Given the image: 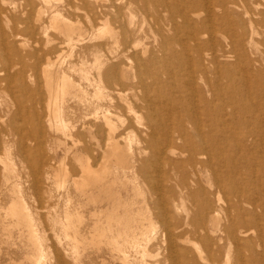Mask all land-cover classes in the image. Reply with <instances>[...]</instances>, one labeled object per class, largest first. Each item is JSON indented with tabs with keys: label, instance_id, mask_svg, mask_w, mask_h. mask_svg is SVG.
<instances>
[{
	"label": "bare ground",
	"instance_id": "bare-ground-1",
	"mask_svg": "<svg viewBox=\"0 0 264 264\" xmlns=\"http://www.w3.org/2000/svg\"><path fill=\"white\" fill-rule=\"evenodd\" d=\"M22 1L31 3L37 10L34 19L36 25H29L23 31L37 32L44 42L43 47L19 49L17 42L22 33L18 27L12 26L9 31L2 27L3 20L17 21V9ZM101 1L104 2L87 0L85 3L84 6L88 5L92 10V16L90 14L87 22L89 31L85 32L80 21H74L66 15V6L62 0H0V88L4 85L3 88L12 95L19 107L12 111L11 102L1 96L0 150L4 148L1 152L4 158L0 156V162L6 176L5 183L13 198L4 209L5 215L0 218L9 216L8 221L3 218L1 222L8 238L13 236L14 228L22 235L21 226L25 227L27 240H20V243L30 248L25 259L17 260L10 256L3 261L0 256V264H51L53 260L54 264H65L66 257L79 261L82 250L88 244L100 248V244L105 242L107 247L115 249L112 250V256L119 259L121 264H150L145 256L151 255L148 244L157 225H154L147 205L144 213L138 211L134 214L129 210V204H118L122 198L119 187L127 189L128 182L135 181L138 174L133 167L135 160L131 156L130 144H121L114 136V125L108 113L99 116L109 129L104 145L97 144L101 148L99 158L77 148L79 140L73 137L80 136V131L68 134L73 139V145H66L65 153L73 149L79 174L70 172L63 161L59 162L60 168L51 162L46 163V166L42 162L43 141L47 136L45 120L50 126L54 125L52 120H55L64 130L69 124L65 114L71 111L74 114L72 119L75 118L73 127H76L75 122H81L79 127L85 129L87 135L97 137V130L94 129L96 125L91 123L93 121H86L88 118L98 119L95 112L103 104L96 101L110 95L106 82H115L125 87L127 85L124 80L136 70L140 75L154 78L153 82H147L143 76L141 80L144 92L142 107L149 119V123L142 128V174L151 181L149 164L159 163L157 171L160 179L155 184L154 201L159 212L156 214L165 226L171 224V221L176 228L181 227L182 222L190 226L184 227L176 235V240L168 242L169 252L165 260L170 255H178L183 258L182 264H264V229L260 223L264 218V157L257 155L264 144V41L257 42L254 38L257 30L253 26L252 14H248L246 9L248 16L244 19L242 14L237 13L236 0H183L180 3L178 0ZM253 2L264 7L262 1ZM136 10H139L140 18ZM111 11L116 14L110 18L113 21L110 26V19L106 15ZM200 11L206 12V16L200 20L194 19L193 15ZM260 14L264 16V8L260 9ZM147 16H151L156 25L161 43L175 41L182 49L176 51L168 46L171 53L165 60H159L153 55L148 60L141 57L145 49H139V46L142 45L143 24ZM95 19H104L102 31L109 34L97 42L94 41L96 25L92 22ZM216 24L220 28L219 35L215 30ZM49 26L58 33H50ZM164 30H172L176 34L165 33ZM87 37L93 42L91 47L103 51L96 55L97 63L90 68L84 66V60L80 63L68 59L83 52L77 47ZM21 43V47L27 45ZM190 45L194 51L191 59L187 58ZM86 47L90 48V45ZM27 56L35 58L28 67L22 65ZM131 59L135 60V65ZM174 59H178L179 63H174ZM16 63L21 65L16 67ZM174 64L179 65L175 68ZM95 67L99 74L91 77L89 70ZM102 70L106 81L100 75ZM72 72L81 73V77L89 81L93 90L89 91L77 83ZM209 72L219 77L209 79ZM39 73L45 79L48 90L46 98L42 97L41 86L36 81ZM163 74L172 78L173 82L175 77L183 76V82L177 83V86L186 90V95L180 96L179 102L189 100L191 106L163 103L162 99H155L149 94L151 90L159 92V89H162L161 93L167 92L175 86L172 81L164 79ZM236 74L239 76L236 77ZM222 78L231 79L233 84L241 80L246 85L250 84L249 88H253L251 85L256 86L258 99L256 95L252 97L250 94V98H246L245 92L234 90V99L230 97L229 102L224 103L220 98L224 90L221 92L219 88ZM12 83H15L14 87ZM16 92H20L21 96L32 97L34 107L40 103L44 106L41 109L46 108V114L42 115L34 107L31 112L24 111V99ZM210 93L217 99L216 102L208 98ZM79 106L83 110L78 116L73 107ZM90 109H94L93 116H88L87 110ZM170 111L174 113L171 125L165 116ZM4 115L7 117L4 118ZM31 121L32 127L29 128L25 124ZM28 137L34 142L32 150L37 156L31 158L28 155L30 146L24 143L19 147V156L21 162L29 163V174L34 176L35 186L39 185L44 173L47 179L53 178L59 186L72 180L82 198L92 195L90 199L95 206L91 212L93 223L88 237L82 235L84 215L79 209L80 205L75 209H68L67 206L64 210L66 219L59 218L53 222L50 227L54 232L52 236L56 237V242L64 250H56L54 255L47 252L49 246L46 243L48 236L45 223L35 219L29 205L21 203L23 177L19 171L11 168L18 155L16 158L13 151L6 149L16 138L23 142ZM59 143L63 144L62 141ZM50 145L52 148L55 144ZM148 151L150 158H146ZM120 168H128L131 172L121 173ZM161 169L165 171L163 174ZM187 190L190 207L184 200ZM65 197L70 203L72 196L68 194ZM103 200H107V207H96V202L101 203ZM19 208H22L23 214L18 211ZM181 209L184 212L178 218L176 215H180ZM58 229L61 232H57ZM71 229L74 235H71ZM159 231H156L157 234ZM185 234L199 237L203 247ZM154 237L156 239L157 235ZM177 238L181 239V243H178ZM163 240L166 241L165 238ZM77 241L82 242L81 249L75 243ZM187 242H191L194 247H189ZM137 253L141 256L133 257L132 254Z\"/></svg>",
	"mask_w": 264,
	"mask_h": 264
},
{
	"label": "rangeland",
	"instance_id": "rangeland-1",
	"mask_svg": "<svg viewBox=\"0 0 264 264\" xmlns=\"http://www.w3.org/2000/svg\"><path fill=\"white\" fill-rule=\"evenodd\" d=\"M64 1V4L66 6L65 13L68 17H70L74 21H80L83 26V31L88 32L89 31V25H88V19L91 14L92 16V10L88 7V5L85 7V3L87 0H62ZM183 0H178V2H182ZM257 1V0H254ZM259 2L264 0H258ZM97 2V1H96ZM104 1H101L99 3H102ZM237 4L235 5V9L237 13L242 14L244 19H247L245 10L247 9L249 11L248 14H252L253 17V26L257 32L254 33V38L255 40L258 41H264V16L260 14V9L262 10L264 7L262 5H256L253 0H236ZM148 4L152 5L151 1H148ZM36 7L32 6L31 3L22 1L20 4V7L17 9V21L14 22L13 20L10 19V21L5 22L3 20L2 27L6 30L9 31L12 29V26L18 27V30L22 33V35L19 37V41L17 42L18 48L19 49H27L30 50L33 47L40 48L43 47V40L41 36L35 32V33H30V31H23V29L29 25H36L34 24V19L36 16ZM136 13L138 14L140 18V12L139 10H136ZM114 12H109L106 16H108V19H110L112 16H114ZM206 16V12L200 11L197 15L194 14L193 17L194 19L200 20ZM46 14L44 15V18H46ZM106 18V17H105ZM107 19V18H106ZM104 21V19H103ZM102 20L100 19H95L92 20V22L96 25L94 28V36L95 39L94 41H98L101 39L106 38L109 34L107 32H103L102 29L104 25H102ZM108 22L113 25L112 19L108 20ZM103 24H105L103 22ZM249 24V23H248ZM102 26V27H101ZM36 27V26H35ZM101 27V28H100ZM143 32H142V45L139 46V49L144 48L145 53H141V57H143L145 60H148L151 55L156 57L159 60H165L167 56H170V50L169 47L175 48L176 51H180L182 49V46L179 45L177 42L172 41L168 43H161L160 42V35L158 34V30L156 25L153 24V20L151 19V16L146 17V21L143 24ZM216 32L219 35L220 34V28L216 24ZM49 32L50 33H58V31L49 26ZM165 33H172L176 34V32L172 30H164ZM152 33V34H151ZM181 35L182 33L179 32ZM183 36V34H182ZM27 37V38H26ZM24 38V39H23ZM21 39V40H20ZM21 42L26 43L27 45L25 46H20L23 45ZM54 42V41H52ZM51 42V43H52ZM37 44V46H36ZM93 42L87 37L86 39L83 40V43L79 47H77L78 50H83L81 54L78 56L77 55H72L68 59H73L75 61H80L82 60L85 61L84 66H87V68H90L93 64L97 63L95 62V57L96 55H100L103 53V51H99V49L96 47L94 48L91 45ZM86 45H90V48H87ZM45 46V45H44ZM169 46V47H168ZM261 48L263 47L262 44L259 45ZM25 47V48H24ZM34 49V48H33ZM194 56V51L192 49V45H190L188 53H187V58H192ZM126 58V57H125ZM34 57L27 56L23 59L22 65L28 67L31 65L35 60ZM174 63H179L178 59L172 60ZM132 64H136L134 59H131ZM21 64L16 63L15 66L19 67ZM179 64H174L173 67L177 68ZM185 67V65H183ZM157 70V68H154ZM90 71V76L91 77H97L99 74L98 70L96 69H91ZM92 71V72H91ZM73 77L77 80V83H81V85H84L85 87L88 88L89 91L93 90V87L89 85V81H87L85 78L81 77V73L78 74V72H72ZM101 77L106 81L105 77V72L102 70L100 72ZM134 76V78H133ZM142 76L147 80V82H153L154 78L151 76H146V75H140V72L137 70L132 73L128 79H125L124 82H126V85H118L115 84V82H106L107 90L110 95L103 99H99L98 102L96 103H101L103 106H99V110L96 109L97 112L96 115H98V119L93 120L88 118L86 123L95 124L94 126L95 131L97 130V137L91 138L89 135L85 133V129L80 128L79 126L82 125L81 122H75V126L73 127V121L75 120L72 119L74 114L69 111L66 113V119H69L67 121L68 127H63L58 126L55 120H52L54 125L50 126L47 122V120L44 121L45 125V130L47 131V136L45 137L43 141L44 145V157L43 161L45 163L51 162L53 166L60 168L59 162L63 161L65 162V166L67 169L72 172L79 174V168H78V163L73 149H70L69 152L65 153V147L73 145V139L71 136H69V133H75L76 131H80V136H75L73 137L74 139H77V148L82 149L87 155H94L99 158L101 148H98L97 144H100V146L104 145L106 141V136L108 135V126L103 123V120L99 118V116L102 115V113H108L109 118L111 119L114 129H113V134L116 136V138L119 140L121 144H126L129 143L131 150H132V158L135 160L133 167L137 169V174L138 177L135 181H129L127 185V189L125 188H120V201L118 204H129L128 208L131 210L132 213H137L140 211V213H144L146 210V205L149 208V214L151 216V219L154 222L155 227V233L154 236L157 235L156 239L154 236H152L151 240L149 241L148 244V250L151 255L145 256V259L148 261V263L152 264H182L183 258L181 256L176 257V255L172 256L170 255L167 259V254L169 252L168 248V242L171 240H176V235L180 233L184 227H190L187 225L185 222H182L181 227L176 228L175 223L171 221V224L169 225H164L161 220L158 218V215L156 213L159 212L158 206L155 204V198H156V189H155V184L159 182L158 180L160 179V173L157 171L158 167L160 166L159 163L154 162L149 164L148 172L150 173L151 181L148 180L144 174H142L141 166H142V128L146 124L149 123V119L146 114V110L144 107H142V97H143V90L141 87V80ZM164 79H168L169 81L173 82L172 78H168L167 75L163 74L162 75ZM236 77L239 76L238 74L235 75ZM218 74H214L212 72L208 73V78L213 79V78H218ZM184 78L183 76H177L174 79V84L175 86L172 87L171 90L167 92H162L159 89L158 91L151 90L149 92L150 95H153L155 99H162V102L165 103H170V104H176L180 103V105H184V107L191 106L190 101L186 100V102H179L180 96L184 97L186 95V90L178 87L177 83L183 82ZM36 81L37 83L40 84L41 86V94L43 98H46L47 95V87L45 85V79L43 77L42 73H39L36 76ZM109 83V84H108ZM114 83V84H113ZM13 87L15 86V83L11 84ZM249 85H246L244 82H241V80H237L234 84L231 79H225L222 78L220 79V90L221 92L224 90V93L220 95V98L224 103L229 102L230 97L234 99L235 91L238 92H245L246 94L245 97L247 98L248 95H252V97H257V87L254 85H251L253 88H249ZM110 86V88H109ZM233 86V87H232ZM4 87V85H3ZM0 88V98L1 96L3 99L5 98L8 101L11 102V108H13L12 111H16L19 107L16 104V101L13 99L12 95L5 89V88ZM111 88H113L111 90ZM139 89V90H138ZM138 90V91H137ZM130 91V92H129ZM125 92V94H124ZM133 92V93H132ZM17 93V92H16ZM212 93V92H211ZM208 94V98L213 99L215 102L217 99H214L213 94ZM17 95L21 96V93L18 92ZM128 95V96H127ZM207 95V94H206ZM239 96V95H238ZM237 96V97H238ZM24 99V105L22 106V109L24 111L31 112L34 107V102L33 98L30 97L29 95L21 96ZM250 98V97H248ZM255 99V100H256ZM171 105H169L170 107ZM44 106H41L40 103H37L34 107L35 110L41 112V114L45 115L47 110L46 108L41 109ZM110 107V108H109ZM75 108V114L80 115L82 112V108L79 107H73ZM107 108V109H106ZM53 109V108H52ZM109 110V111H108ZM166 110V109H165ZM94 109L87 110L88 116H93L92 113ZM139 111V112H138ZM52 112V110H50ZM71 112V113H70ZM91 112V113H90ZM115 113V114H114ZM135 113V114H134ZM53 114V112H52ZM112 114V115H111ZM139 114V115H138ZM141 114V115H140ZM119 115V116H118ZM136 116V117H135ZM166 119L168 120V123L171 125L174 122V113L172 111L166 113ZM4 118L7 117L6 115L3 116ZM119 117V118H118ZM124 117V119L122 118ZM141 117V119H140ZM52 118V117H51ZM78 118V117H77ZM136 118V120H135ZM53 119V118H52ZM81 119V118H80ZM2 120V119H1ZM126 120V121H125ZM141 123H140V121ZM125 121V123H124ZM20 124H23L22 121L19 122ZM140 123V124H139ZM139 124V125H138ZM25 125H27L29 128L32 127V121L27 122ZM68 128V130H67ZM51 129V130H50ZM61 129L63 132H61ZM63 133V134H62ZM128 133V134H127ZM66 135V136H64ZM65 137V138H64ZM134 137V138H133ZM54 138V139H53ZM89 138V139H88ZM53 139V142H52ZM55 140V141H54ZM90 140V141H89ZM51 143H50V142ZM63 142V144H60L59 142ZM134 141V142H133ZM138 143H137V142ZM66 142V143H64ZM80 142V143H79ZM21 143H24L28 146H30L31 151H29V156L33 158L34 156L36 157L37 155L33 153L32 147H33V141L31 139H25L23 142H20L18 138H16L14 141H12L8 146L6 147L7 150L13 151V154L18 155L15 160V165H11V168H13L16 171L20 172V175H22V184H21V189H22V199L21 203H26V205H29L32 209L33 216L35 219L41 220L44 225L47 227V236L48 239L46 241L47 245L49 246L47 248V252L49 255H54L56 250L58 252H64L63 248L56 242V237L52 236L54 234L53 230L50 228L53 222L55 220H58L59 218H65L64 217V210L67 208L68 209H75L79 205V209L82 210L83 215H84V221L82 222V235L84 237H88L89 234V229L91 224L93 223V215H91L92 209H94V203L91 202L90 197L92 195H89L88 197H81L79 194V190L77 187L74 185L72 180H69L65 185H58V183L53 179V178H46V173L45 175L41 176V180L39 181V185L35 186V178L32 174H29L31 171V167L28 162L26 161H20L22 160L21 157L19 156V147ZM54 143L55 145L50 147ZM141 144V145H139ZM50 145V146H49ZM93 145V146H92ZM96 145V146H95ZM4 148L0 150V153ZM56 149V150H55ZM55 150V151H54ZM137 150V151H136ZM53 151V152H52ZM73 151V152H72ZM72 152V153H71ZM139 155H138V154ZM64 155V156H63ZM257 155L261 158L264 157V144L262 145L261 149L257 151ZM1 158L3 159L4 155L1 153ZM150 152L148 151L146 153V158H150ZM58 165V166H57ZM23 169V170H22ZM164 169V168H163ZM4 168L0 162V216L5 215L4 209L7 208V206L10 205L11 199L13 198L11 191L9 189V186L5 183V172L3 171ZM162 170V169H161ZM125 171L127 174L131 172L128 168H120V172ZM165 171H161V174H163ZM33 187V188H32ZM36 188V189H35ZM118 188V189H119ZM61 189V190H60ZM34 190V191H33ZM185 191V189L183 190ZM124 193V194H123ZM39 194V195H38ZM68 194L72 196L71 202L69 203L70 200H66ZM186 197H184L186 204L190 207L191 202L189 201V194L188 190L185 193ZM60 198V199H59ZM105 201V202H104ZM180 200L177 199V202ZM69 204V205H68ZM98 204V205H97ZM55 205V206H54ZM102 205V206H100ZM73 206V207H72ZM63 207V208H62ZM70 207V208H69ZM96 207L98 208H105L107 207V200H103L101 203L96 202ZM37 208L38 211H37ZM117 208V206H116ZM41 209V210H40ZM18 211H22V208H19ZM43 211V212H42ZM55 211V212H54ZM143 211V212H142ZM258 212H262L261 209H257ZM180 215H176V217H181L183 215L184 210H180ZM23 214V211L20 212ZM20 214L22 217L23 215ZM8 221V217H2L0 218V256L3 261L8 259V257L12 256L13 258L17 260L25 259L26 254L30 251V248L27 247L26 245H22L20 243V240H24L26 242L27 240V232L26 228L21 226L22 230V235H20V232L18 231L17 228H14L12 230V237L8 238L7 232L3 229L1 222L2 220ZM66 219V218H65ZM20 220H22L20 218ZM262 229H264V218L260 220ZM157 228V229H156ZM160 230V231H159ZM156 231H159L158 234ZM57 232H61L60 229H58ZM71 235H74L72 233V229L70 230ZM152 234V233H151ZM20 235V236H19ZM79 235V234H78ZM185 236L194 238V240L199 242V246L203 247V243L201 242L199 237H195L193 234H185ZM81 237V236H79ZM166 239L163 240V239ZM175 238V239H174ZM178 243H181L180 240L177 238ZM79 247L82 245L81 241L75 242ZM73 243V244H75ZM187 245L189 247H194V245L191 242H187ZM193 245V246H192ZM108 244L101 243L100 248L96 246L89 245L82 250L80 256H79V261H73L70 258L66 257L65 258V264H121L119 259H114L113 258V251L115 249H111L107 247ZM69 247V246H68ZM90 247V248H89ZM82 247H80L81 249ZM97 250V251H96ZM160 250V251H157ZM167 250V251H166ZM157 251V252H156ZM155 252V253H154ZM233 252V248H232ZM115 253V252H114ZM157 254V255H156ZM134 255L133 257L139 258L141 255L140 254H132ZM140 255V256H139ZM160 255V256H159ZM91 261V262H90ZM105 261V262H103ZM163 261V262H162ZM79 262V263H78ZM51 264H54V260L51 262Z\"/></svg>",
	"mask_w": 264,
	"mask_h": 264
}]
</instances>
